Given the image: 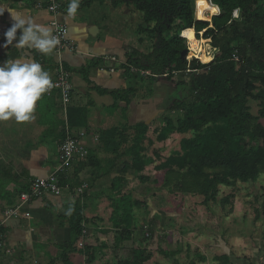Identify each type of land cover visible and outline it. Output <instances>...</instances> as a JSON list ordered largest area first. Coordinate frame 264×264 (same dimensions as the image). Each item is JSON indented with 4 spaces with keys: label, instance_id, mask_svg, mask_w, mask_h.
Segmentation results:
<instances>
[{
    "label": "crops",
    "instance_id": "0c3cea01",
    "mask_svg": "<svg viewBox=\"0 0 264 264\" xmlns=\"http://www.w3.org/2000/svg\"><path fill=\"white\" fill-rule=\"evenodd\" d=\"M52 1L61 5L54 18L67 27L68 38L76 47L75 51L56 54L54 50L44 55L28 47L16 49L13 47L15 40L13 45L3 47V34L14 23L8 9L50 28L52 15L47 7ZM68 3L69 0H0V8L3 9L0 14V65L8 59H34L53 79L56 65L61 62L70 70L71 84L70 103L65 115L57 94H43L36 103L33 120L23 123H17L14 119L0 121V220L4 211L14 205L16 193L26 191L32 180L45 178L54 170L58 149L63 141L62 128L68 127L70 135L85 153L83 157L78 156L65 173L68 183L62 186L60 196H45L30 202L17 218L9 219L1 228L3 246L0 264H48L50 259L59 258L64 250L70 264H79L82 254L78 242L73 251L67 249L70 230L64 209L65 204L75 201H78L87 219L82 246H97V253H100V247L109 238L107 231L113 228L112 216H116L112 215L109 198L119 197L114 195L117 184L124 185L127 181L125 178L133 173L147 178L150 176L149 147L154 154V144L149 146L148 133L156 110L149 102L155 93L151 91V95L148 94L151 87L149 81H145V99L137 100L136 81L139 80L133 73L135 69L126 73L122 67L126 61L124 42L120 32L114 28L115 15L119 14L117 11L122 6L112 8L110 1L100 3L99 0H91L89 5L82 7L84 2L81 0L76 18L69 19ZM103 7L108 8L106 13L102 12ZM20 34L18 30L17 37ZM88 65L89 83H86L76 71ZM150 85L155 90L153 82ZM128 87L134 88L135 92L127 106L121 100L114 104L110 95L98 92V89L111 92ZM68 118L72 124L70 127ZM140 122L148 126V131L146 139L140 144L142 151H136L135 155L130 149L135 141L133 129L129 136L125 134L126 128L130 129ZM111 128L118 130V135L112 139L115 151L106 149V142L101 138ZM117 144H120L119 147ZM75 190L82 191V194H74ZM105 202L109 203V210ZM54 264L64 263L56 260Z\"/></svg>",
    "mask_w": 264,
    "mask_h": 264
},
{
    "label": "trees",
    "instance_id": "16d2710c",
    "mask_svg": "<svg viewBox=\"0 0 264 264\" xmlns=\"http://www.w3.org/2000/svg\"><path fill=\"white\" fill-rule=\"evenodd\" d=\"M102 3L104 0H99ZM112 8L122 4H132L142 14L145 25L139 26L137 34L145 33L151 42V49L142 53L133 48L125 52V64L122 65L126 73L132 68L145 72L144 80L173 75L181 77L191 73L189 70L206 67L193 59L188 64L181 59V52L185 50V40L179 33L194 30L196 35L202 32V38L210 40L213 48L218 50L216 57L208 64V74L198 76L195 86L191 88V100L180 103L179 108L185 112L184 117L173 124L164 119L159 139L167 133L192 132L189 138H182L180 150L173 152L157 168L164 170L163 184L170 192L198 193L203 202L214 200L217 186H233L235 182L254 183L260 171L264 169V144H259L264 135V4L262 0H210L220 7L221 12L208 22L193 20L190 0H109ZM81 6L86 7L91 0H82ZM194 2V0H193ZM239 8V17L233 18L232 12ZM239 19V20H236ZM175 23L177 31L169 35ZM232 29L234 35L220 41L218 34ZM233 41L239 42L232 46ZM236 57V59L234 58ZM188 65L189 68H186ZM88 66L78 72L86 83L88 80ZM70 73V70L63 65ZM135 74V73H134ZM132 76V75H131ZM136 76V74H135ZM100 94H108L115 101L121 100L126 106L135 89L132 87L107 92L99 90ZM151 92V91H150ZM257 103V115L250 114L248 102ZM67 124L72 126L70 118ZM134 133L132 151H142L140 144L146 139L148 126L137 123L131 127ZM62 139L65 137V127L62 128ZM118 135V130L111 128L102 134L106 142V149L115 151L112 139ZM120 144H117L119 147ZM135 161L133 157L132 162ZM145 181L147 178L141 176ZM60 185L68 183L66 174L59 179ZM113 185V184H112ZM115 188V186H112ZM27 188L23 189L26 190ZM78 195V194H77ZM112 215L119 213L120 222L127 232L132 228V209L138 202L130 194L109 198ZM66 219L70 230V240L67 249L73 251L74 245L85 239L84 224L87 219L83 216L82 207L78 201L64 205ZM264 209V206H263ZM112 217V225H116ZM82 247V246H80ZM94 251V249H92ZM115 253L117 252L114 249ZM84 254L83 248L79 250ZM172 257V254H169ZM151 257V253L141 248L129 249V257L121 259L115 255L114 264H143ZM58 259V258H57ZM57 259H50L48 264H54ZM59 260L70 264L67 251H63ZM93 261V256H88ZM216 264H231L228 255L215 257ZM173 264H177L173 259Z\"/></svg>",
    "mask_w": 264,
    "mask_h": 264
},
{
    "label": "rangeland",
    "instance_id": "374dc122",
    "mask_svg": "<svg viewBox=\"0 0 264 264\" xmlns=\"http://www.w3.org/2000/svg\"><path fill=\"white\" fill-rule=\"evenodd\" d=\"M105 1L109 3L108 0ZM121 6L122 9L117 11L119 14L115 15L114 28L123 38L125 52L128 48L130 50L135 47L148 51L151 49V42L145 33L137 34L136 30L139 26L151 28L153 24L145 25L142 22V14L132 4ZM193 6V0H190L192 11ZM107 10L106 7L102 8L104 13ZM193 20L196 21L194 15ZM208 24L210 26L211 21ZM178 26L179 24L175 23L169 35L174 34ZM182 32L185 31H181L179 36ZM187 32L188 34L183 36L186 39L183 41L185 50L190 48L191 40L202 39V32L198 35L193 29ZM232 35H234L232 29L227 28L225 33L218 34V39L221 41L224 36ZM208 44L211 47L207 55L208 62L202 63L200 59L198 60L200 65L206 67L190 69L191 73L184 77L175 74L172 79L165 76L152 79L155 90L151 89L149 80L151 88L148 89V94L150 91L155 93L149 105L156 110L148 133L149 146L151 143L154 144V154L149 147L150 176L146 177L148 181L145 182L146 180L140 179L139 174L133 173L129 177H124L127 180L124 185L118 183L114 189V195L130 194L132 199L138 202L133 206L131 213L132 228L126 232L120 222L122 210L119 213L115 212L116 225L107 231L109 238L100 247V253H97V246L77 245L85 252L80 257L79 264H114L115 255L125 259L129 257V249L134 247L151 253L150 259L143 264H173V259H176L177 264H216L215 257L220 255H228L231 264H264V169L260 171L254 183L237 181L233 186L218 185L214 200L204 203L203 197L198 193L170 192L163 184L164 170L157 168L169 155L180 150L179 143L182 138L192 136L190 131L184 134L172 131L164 138H158L165 118L175 124L178 119L184 117L185 112L179 108V104L191 100L189 87L195 86L198 76L208 74L207 66L213 56L216 57L218 54V50L211 46L210 40ZM237 44H239L237 41L231 43L232 46ZM183 52L184 50L181 52V59L186 61L182 58ZM186 68L192 67L186 65ZM133 73L139 80L136 81L138 89L135 98L145 99L147 91L143 83L146 81L144 80L146 73L137 70ZM248 106L250 114L256 116L257 103L249 101ZM260 123L264 127V121L261 120ZM126 131L125 136H129L132 129L126 128ZM259 144H264V135L260 138ZM74 192L79 196L82 194V191ZM105 204L109 210V203ZM169 254H172V257ZM88 256H93V261H88Z\"/></svg>",
    "mask_w": 264,
    "mask_h": 264
},
{
    "label": "clouds",
    "instance_id": "9594fccd",
    "mask_svg": "<svg viewBox=\"0 0 264 264\" xmlns=\"http://www.w3.org/2000/svg\"><path fill=\"white\" fill-rule=\"evenodd\" d=\"M80 5L81 0H69L67 6L69 19L76 18ZM196 8L200 19L205 18L203 16L205 10L210 14L209 20L211 15H219L221 12L218 5L205 0H196ZM8 10L14 23L3 34L5 40L3 47L13 45L15 40L13 47L16 49L28 47L49 55L60 44L59 38L52 34L50 28L36 24L31 17ZM2 12L3 9L0 8V14ZM239 12V8L234 9L233 18H238ZM18 30L21 32L19 37ZM187 34V30L181 33L182 36ZM53 87L49 72L36 60H6L0 65V121L14 119L17 123H23L33 120L37 101Z\"/></svg>",
    "mask_w": 264,
    "mask_h": 264
},
{
    "label": "built area",
    "instance_id": "2783aa9c",
    "mask_svg": "<svg viewBox=\"0 0 264 264\" xmlns=\"http://www.w3.org/2000/svg\"><path fill=\"white\" fill-rule=\"evenodd\" d=\"M60 7L61 5L59 3L53 1L47 7L48 11L52 15V19L49 23L52 34L57 36L60 40V44L55 49L56 54H60L64 51L73 52L76 49L73 42L68 38L67 27L54 18L59 12ZM188 49L189 48L184 50L185 52L183 53L182 58L188 63L193 59L199 60V58H196ZM214 57L215 56H213L210 62L214 59ZM234 58L236 59V57ZM113 60L114 58H112V61ZM52 82L54 87L45 93V95L50 96L54 93L57 94L60 100L61 111L65 115L70 103L71 84L69 74L63 68V64L61 62H58L56 65V74L52 79ZM84 155L85 153L80 150L77 140L70 135L68 127L65 126V137L59 146L57 165L54 170L51 171L45 178H36L32 180L26 191H19L16 193L14 205L4 211L3 218L0 220V250L3 246L1 228L4 227L5 223L11 218H17L23 207L32 201L40 200L45 196H60L63 190L62 185L59 183L60 176L71 168L78 156L83 157ZM78 246H82V243L78 242Z\"/></svg>",
    "mask_w": 264,
    "mask_h": 264
},
{
    "label": "bare ground",
    "instance_id": "6f19581e",
    "mask_svg": "<svg viewBox=\"0 0 264 264\" xmlns=\"http://www.w3.org/2000/svg\"><path fill=\"white\" fill-rule=\"evenodd\" d=\"M205 2H210L212 3L210 0H205ZM194 6H193V15H194V18L196 20H199V21H204V22H210L211 21V18L213 16H217V15H211L210 17V20L208 19V17L210 16V14L205 10L203 12V16L205 17L204 19H200L198 18L197 16V8H196V0H194L193 2ZM213 4V3H212ZM209 40L208 39H205V38H202L200 40H191L190 41V48L189 50L191 51V53L196 57V58H199L200 61L202 63H207L208 62V57L207 55L210 53L211 51V47L210 45L208 44ZM214 47V46H213ZM216 51V50H215ZM216 54V53H215ZM214 55V54H213ZM212 55V56H213ZM215 56V55H214ZM215 58V57H214ZM210 59V58H209Z\"/></svg>",
    "mask_w": 264,
    "mask_h": 264
},
{
    "label": "water",
    "instance_id": "95a60500",
    "mask_svg": "<svg viewBox=\"0 0 264 264\" xmlns=\"http://www.w3.org/2000/svg\"><path fill=\"white\" fill-rule=\"evenodd\" d=\"M184 52H185V51H184ZM184 52H183V53H184Z\"/></svg>",
    "mask_w": 264,
    "mask_h": 264
}]
</instances>
